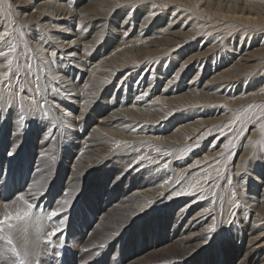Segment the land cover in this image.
I'll use <instances>...</instances> for the list:
<instances>
[{"label": "bare ground", "instance_id": "obj_1", "mask_svg": "<svg viewBox=\"0 0 264 264\" xmlns=\"http://www.w3.org/2000/svg\"><path fill=\"white\" fill-rule=\"evenodd\" d=\"M72 3L14 0L15 7L23 11L20 12L22 20L19 23L28 27L27 30L21 29L29 32L25 50L33 53L45 72H41L38 79L28 86H24L21 75L16 87L0 80V208L6 203L11 204L15 196L30 198L31 193L42 192L44 195L38 196L34 203L38 208L50 211L56 207L58 199H63L64 192L76 189L79 194L75 198L80 197L86 176L95 174L85 192L87 199L75 200L79 205L75 207L78 216L73 219V227L85 228L97 218L89 202L92 199L97 202L104 200L100 189L90 185H98L96 180L108 182L107 178L112 173L111 179L115 184L125 182L128 190L131 186L140 189L132 194L133 202L123 207L122 221L129 220V223L119 224L110 231L98 218L96 240L92 232L83 235L85 229H77L78 232L71 229V216H68L62 232L52 238V253L45 264H64V261L68 264H141L144 260L142 257L135 258L134 253L145 249V245H151L152 253L166 250L167 259L160 264H188L207 249H211V254L219 248H234L235 244H238L236 252L244 251L238 264H264V175H260L264 150L260 152L259 149L261 146L264 149V130L261 128L264 125V0H80ZM153 4L165 7L153 9ZM128 9L134 11L133 16L126 13ZM150 13L154 15L150 16ZM140 14L143 20L133 25V30L130 29L127 35L121 33L119 45L107 57L98 59V64L94 62L96 55L84 57L81 47L88 36L95 39L92 43H98L110 35H104L107 21L122 16L123 25L127 20L134 22ZM161 22L166 25L161 27ZM81 23L87 26L89 33L73 34L70 28ZM120 27L122 29L123 26ZM64 28L70 30L62 31ZM148 34L162 45L146 46ZM198 39H202V48L182 60L183 52L194 48ZM236 39L238 49L231 53ZM120 45L129 49L119 52L116 48ZM147 47L156 49L153 51ZM52 51L57 52V57H51ZM72 51L77 53L74 58L68 55ZM11 57H14L13 53ZM51 59L55 62L46 63ZM5 65V58L0 57V73ZM166 65L169 66L167 72ZM124 70L127 71L120 77ZM98 72L99 80H96ZM192 72L194 75L187 85L182 86L183 79ZM172 73L175 75L171 78ZM176 73L180 76L169 86V80ZM201 73L202 78L207 79L202 81V85L197 80ZM81 74H86L83 81L84 75ZM53 76L61 77V82L53 80ZM100 79H107L109 83L105 85ZM114 80L118 91L102 101L113 92L110 86ZM85 85L88 87L85 88ZM56 87L61 88L59 94L53 90ZM252 88H255L254 93L245 94ZM207 91L213 94L209 95ZM93 92L95 97L91 95ZM139 96L144 98L137 100ZM86 100L91 101L87 108ZM218 103L222 104V109L216 108ZM98 104L102 106L95 109ZM40 105H43L42 109ZM247 109L252 110L253 120L255 116L257 118L256 112L262 113L259 122L249 121V118L238 120L241 111ZM101 111L103 116L95 121L98 127L93 128V116ZM65 112L70 115L65 116ZM168 112H172L173 116L165 118ZM220 113L216 119L207 118ZM186 119H190L189 123L185 122ZM175 121L181 122V125L176 126L171 135L163 137ZM230 122L235 123L236 130L243 126L242 140L239 145L236 141V146L232 141L234 146L221 156L223 151L214 152L215 147L223 140V145H227L237 132L226 134L225 127L230 126ZM100 130L114 137L117 131L121 133L116 134L119 139L106 138ZM214 134L220 137L204 146L208 151L203 159L210 160L208 165L194 172L189 170L190 166L176 170L181 150L195 144L183 157L187 159L203 140ZM200 135L204 138L196 143ZM115 141L127 142L135 147L133 150L117 149ZM141 141H150L173 155L163 156L153 147L141 144ZM239 149L241 154L234 164L231 159L235 150ZM141 156H148L158 163L140 161ZM48 162L56 166L64 163L52 189L40 188L32 174ZM106 162L110 165L104 166ZM166 163L169 164L167 169L163 168ZM67 164H71L74 171ZM116 167L119 171L113 172ZM217 170L222 172V176H217ZM127 172L129 175L124 176ZM207 174L211 175V179L205 182ZM56 176L57 172L54 178ZM117 176L124 177L116 179ZM229 177L233 178L231 185ZM166 180L168 184L161 187ZM196 180L202 182L206 192L169 199L175 191ZM254 184H259L260 189ZM60 191L63 192L55 198ZM213 193L217 195L213 197ZM233 193L236 197L234 203L239 207L233 206ZM189 198L187 203L181 201ZM149 200L154 202L152 206L140 212L141 206ZM53 201L56 202L54 206L51 205ZM82 208L88 218L83 216ZM205 209L211 211L206 212ZM72 212L73 209L71 215ZM63 215L60 213L53 221L58 224ZM145 218L156 220L151 229L144 231V239L139 236L128 241L130 226L141 225ZM213 219L223 223V230H218L219 235L214 234V239L205 244L198 237L206 235L205 229ZM230 220L233 222L227 224ZM160 224L171 228L169 236L159 231ZM113 232L119 234L113 237ZM61 237L64 245L56 248ZM95 240L98 244L105 243L106 247L103 250L98 245L94 247ZM125 246L131 251L122 249ZM225 254L224 250L219 251L220 264L225 263Z\"/></svg>", "mask_w": 264, "mask_h": 264}, {"label": "rangeland", "instance_id": "obj_2", "mask_svg": "<svg viewBox=\"0 0 264 264\" xmlns=\"http://www.w3.org/2000/svg\"><path fill=\"white\" fill-rule=\"evenodd\" d=\"M56 1L59 2V3H63L64 2V4H66V2L68 4H69V2H70V4L72 3L71 2L72 0H69V1L68 0H64V1L63 0H56ZM76 1H80V0H73L72 4H74ZM42 2L43 1H38L37 3H42ZM44 8L45 7H43V9ZM132 11L133 10L128 9V10H126V13L127 14L129 13L128 15L133 16L134 15V13H133L134 11L133 12ZM20 12L23 13V11H19V9L15 7L14 0H0V24H1L0 25L1 26L0 27V29H1L0 30V34H4L5 32L8 33V35L5 36L4 40L0 41V49H2L6 53L9 51V47L11 45H15V49H16L15 52H13L14 57H11L12 53H10V55L8 57V58L12 59V61H13V63H12V71L9 72L7 67L4 66L5 69H3L1 73L8 72V77H7V79H4V81L7 84L9 83L11 86H15V87L18 84L16 82L18 80H20L19 79L20 75L23 76V78H24L23 79L24 80L23 82L25 84L24 86H28V84L31 85L32 82H35L38 79L37 76L38 75L40 76L41 72H43V71L45 72V68L42 67V65L39 62L36 61V57H34L33 53H31V51H29V50H27V51L25 50L28 47L26 35L29 32L28 31H23L25 29L26 30L28 29L27 25L19 23V21L22 20V16H20ZM23 16L26 17L25 14ZM122 19H123L122 16H120V17L118 16L114 20L107 21L106 26H105L106 28H105V31H104V35L105 36L109 35V34L110 35L108 37H106V40H101L98 43H92V42L95 41V39L91 38V36H88L86 38V40L83 41L84 43L82 44V47H81L84 50V57H88L90 55H96L97 59L94 60V62H97V64H98L99 63L98 59L101 60V59L107 57L108 53L111 52V50H113L117 45H119L121 33H124L125 30L127 32L130 29L133 30V25L139 24L140 21L143 20V15L140 14L138 17H136V20L134 22H132L131 20H127L126 23L123 24V25H121ZM2 24L4 25L5 28L3 27ZM159 25L161 27H164L166 25V23L165 22H161ZM120 26H123L122 29H121ZM21 29H23V30H21ZM70 29L73 32V34H75V33L76 34L77 33H80V34L84 33V32H82L80 30V28H78L76 26H73ZM134 30L136 31L137 29L134 27ZM89 31L90 30L88 29V31L85 32V33L88 34ZM111 32H112V34H111ZM50 34H52V33H50ZM104 35L100 34V36H104ZM160 36H162V35H160ZM147 37L149 38V40L146 42V46H148V45H162L161 43L157 44L155 39H154V37H151L150 35L147 36ZM168 38L171 39L172 37H168ZM21 40H23V41H21ZM201 41H202V39H198V41H196V43H194V48H192V49L188 48L187 50H185L183 52V54L181 55V57H183L182 60H185L189 56H191L192 54H195L196 52H198L196 49L202 48L200 46V44H202ZM237 42H238V39H236L235 45L232 46L231 53H235L237 51L236 50V49H238V43ZM22 45H24V46H22ZM136 46L140 47V44H137ZM147 48L150 49V50H153V51L156 49L154 47H147ZM86 49H87V51H86ZM128 49L129 48L127 46H122V45H120L118 48H116V50L119 51V52L127 51ZM202 51H203V49L200 52H202ZM219 52L220 51H218L216 53V55ZM5 61L7 63L6 58H5ZM51 61H53V60L51 59ZM233 62L235 63L236 60H233ZM227 63H229V62H226L225 64H227ZM167 65H168V62H167ZM167 65L165 66V72L168 71V67L169 66H167ZM29 66H31L30 67V71H29ZM17 71L19 72V75L15 74ZM125 71H127V70H124V72H121L119 74L120 77H122L125 74ZM174 71H175V69L173 67L172 72H174ZM140 73H141V70H140V72H137L136 76L139 77ZM144 73H146V71H144ZM77 74H80V72L77 73ZM99 74H100V72H98L97 75L95 76L96 80H99L98 79V75ZM81 75H84V77H82V79H81ZM81 75L79 76V78L81 79V81H83L86 78V74H81ZM173 75H175V73L171 74V78L173 77ZM193 75H194V72H192L189 75H187V77H185L183 79V81H182V86H185V84L189 82L190 78ZM182 77H183V75H181L180 81H181ZM73 78H75V76H73ZM198 78L199 79H197V80H200V82H201L200 84L201 85H202L203 82H205L207 80L206 78H202V73L199 75ZM116 79L119 80V78H116ZM100 80L102 81V79H100ZM180 81H177L178 85H181ZM13 84H16V85H13ZM116 84H117V82L115 80L111 83L110 88H112L113 92H111L110 95L105 96V98L102 99V101L107 99V98H111L113 93L118 91L117 89H119V88L118 87L116 88V86H117ZM254 92H255V88H252V89H249L245 94L254 93ZM207 94L212 95L213 92L212 91H207ZM128 100H129V98H128ZM77 104H81V103H77ZM219 104L220 103H218V105H216V108L222 109V104L221 105H219ZM252 104H253V102L249 103L248 107H250V105H252ZM101 106L102 105L98 104L95 109L100 108ZM251 111L252 110H250V109H247V111H245V112L241 111V115L238 118V120L243 119V118H247L248 119L249 117H250V119H248L249 121L253 120L251 117L254 116V115H251V113H252ZM256 114H258V115L260 114V116L257 115V118L255 116L256 119L254 118L253 121L254 122H259L258 120H260L262 113L261 112H256L255 115ZM220 115H221V113L216 115V116H214V114H211V116L207 117V118L212 119L214 117V119H216ZM102 116H103V112L102 111L97 113V114H95L93 116V121L91 123L93 128H97L98 127V124L95 121H97V119H100V117H102ZM190 119H186L185 122L189 123L188 121ZM179 125H181V122H179V121L172 122L171 126L169 127V130H167V132L163 135V137L171 135L173 133V131L175 130V127L179 126ZM242 125H245V124H242ZM235 126H236L235 123H233V122L231 123L230 122V126L228 124L225 127V129H226V134H228L227 132H229V131H230V133H232L233 131H235V132L237 131L235 133V135H233L232 138H231V141H233L235 146H236V141L238 142L237 144L239 145V143L242 140L241 138H242V135H243V132H242L243 126L240 127L239 130H236ZM221 130H223V129H221ZM100 132L105 134L106 138H117V139H119V137H117L116 134H118V133L120 134L121 133L120 131H117L116 134H115V137H114L113 135L105 132V130H100ZM238 132L240 133L239 136H237ZM216 138H217V134H214L211 137L208 136L205 140H203L199 144V146H197V148L195 149L196 152L194 154H189V158H187V159H183V157L180 158L179 159L180 163H177L175 165L176 170L180 171V168L187 169L188 166H190L189 170L191 169V172H194L196 170L197 171L202 170L203 166L208 165L210 163V160L203 159V156L206 155V153L208 151L207 149H204V146L205 145L207 146L208 144H211V142L213 140H215ZM238 139L240 141H238ZM223 142H224V140L222 142H219V145H218V147H215L214 152L223 151V155L225 156L227 154V152L230 150L231 145L226 150L225 149V145H223ZM227 145H229V143ZM240 149L239 150H235L234 156L231 159L232 160L231 162H234V164H236L237 159L239 158V156L241 154V150ZM259 149H260V152H261V150L262 151L264 150L263 146L259 147ZM197 161L200 162L199 165H197ZM106 165L109 166L110 163L106 162V164L104 166H106ZM67 166L72 168V171H74V167H72L71 164H67ZM261 166L264 168V164L261 165ZM63 167H64V163H60V164H58L56 166V164H52L51 162H48L40 171H36L34 173L31 172V173L33 174V178H34L35 182H37V184L39 185L40 188L48 187L49 189H52V188H54V186L56 184V181H57V179L59 177V174H60V172H61ZM263 168H262V173H260V175L261 174L264 175V169ZM32 171H33V169H32ZM117 171H119V167H116V168L113 169V172H117ZM56 172H57V176L54 178V174ZM20 173H21V170H20ZM94 175L95 174H92L90 176H86L84 185H83V187H82V189L80 191L81 192V194L79 195L80 197H77L75 199L73 198L74 201H73V203L71 205H69V210L66 213H62L64 215L61 218H64L65 216H67V217L71 216L70 223L71 224L73 223L74 217L78 216V213L75 212V207H77L79 205V202L75 203V200L76 201H80V200L83 201V200L87 199L86 195H85V192H86L87 188L89 187V184H90L91 180L95 178ZM111 175H112V173L107 178L108 182H106V183L99 182L98 180H96L98 185H96V184H91L90 185L94 189L95 188H99L100 191L104 195V200L102 202H97V201H94L93 199L89 202V204L92 206V208L95 210V212L97 214L96 221L94 223L90 222L89 226L87 225L85 228H74L73 224H72V226H70L71 229L75 230L76 232H78L77 229H80V230L85 229L84 230L85 234L82 233L83 235H86V234H89V232H92L93 236L96 238V236L99 234V231H98L99 230V225L97 224L98 218H101V220L103 221V225H105V227H108L110 229V231H112L113 229H116L119 224H123V223L127 224V223H129L128 222L129 220H126L125 222L122 221V219H124V217H123V213H124L123 207L125 205H128V204L133 202L134 198H133L132 194L134 192L140 190V189H138V187L135 188V187L131 186V189L128 190V185L125 182H119V183L115 184L112 181V179H111ZM126 175H129V172H127L124 176H126ZM118 176L116 177V179H120L121 177H124V176H121V177H118ZM64 182H65V180H64ZM254 186H256L257 188L260 189V187H259L260 185L259 184H258V186H257V184H254ZM62 192L63 191H60L59 193H57L55 195V198H57L58 195L60 193H62ZM14 194L15 193H13V195ZM15 198H16V196L13 197L12 199L16 200ZM190 199L191 198L185 199V200H181V201L187 203ZM55 203L56 202L53 201V202H51V205L54 206ZM161 203H163V202H161ZM72 209H73V212H72V215H71ZM84 209H87V208L84 207ZM84 209L82 208V214H83L84 217L88 218V216L85 214L86 211ZM172 218H174V215L172 216ZM155 220H156L155 218H145V219H143L141 225L135 224L132 227L130 226V236H129L128 241L132 240V239L135 240L139 236H141L144 239V237H143L144 231L147 232L149 229H151V227H152L151 224ZM170 230H171V228L167 229L166 227L161 226V224L159 226V231H163L164 235L166 234V235L169 236L170 235ZM96 240H97V238H96ZM96 240H95L96 244H94V245L97 246L99 244L96 242ZM133 245H135V243ZM214 245H216V244H214ZM237 245L238 244H235L234 248H232V247L219 248V249H217V251H214L211 254H209L211 252V249H207V250L203 251L198 256V258H193L192 260L188 261V264H207V263H212L214 261L216 263L220 264L219 263V251L220 250H224L225 253H226L225 254V263L224 264H238V262L240 261L239 259L242 258L244 251L243 250H239L238 252H236L235 249H237V247H238ZM144 248L145 249L138 250L137 252L134 253V257L135 258L142 257V259L144 260V261L141 262V264H160V263H162L163 261H165L167 259V255H166V250L165 249L158 250L155 253H152V252H150L151 245H149V246L145 245ZM122 249H124L126 252H130L131 251V249H126V246H125V248H122ZM235 253H237V254H235ZM128 255L129 256H133L131 254H128ZM108 260H110V257L108 258ZM242 264H245V263H242Z\"/></svg>", "mask_w": 264, "mask_h": 264}, {"label": "snow or ice", "instance_id": "obj_3", "mask_svg": "<svg viewBox=\"0 0 264 264\" xmlns=\"http://www.w3.org/2000/svg\"><path fill=\"white\" fill-rule=\"evenodd\" d=\"M153 9H155L156 7H165L164 5H156V4H153ZM151 15H154V13H150V16ZM78 28H80L81 31L83 32H87L88 29H87V26L84 25L83 23L77 25ZM70 29L68 28H64L62 29V31H69ZM165 31H167V29H165ZM127 31L125 30V35H127ZM8 35L7 32H5L4 34H0V41H3L4 40V37ZM52 37H49V39H51ZM72 44L75 45L76 44V41L73 40L72 41ZM15 45H11L9 47V51L6 53L4 51H0V57H5L6 60H7V63L5 65V67H7L8 71H12V59L8 58L10 53H13L15 52ZM87 51V49H86ZM51 57L52 58H55L57 57V52L56 51H52L50 53ZM68 55H70L71 57H76L77 53L76 51H72L70 53H68ZM55 60L53 59V61H50V62H46V63H54ZM79 66V65H77ZM30 67L29 66V71H30ZM16 75H19V72L17 71L15 73ZM180 76V73H176V76L169 80V86H172L175 82H176V79ZM8 77V72H3V73H0V80H4ZM53 80L57 81V82H61V77L59 76H53L52 77ZM63 83H67V81H63ZM103 84H108L109 83V80L105 79L102 81ZM88 86L85 85V88H87ZM57 94H59V92L61 91V88L60 87H56L53 89ZM64 91L70 96L71 95V92L68 91L67 89H64ZM93 97L96 96V93L93 92L91 94ZM144 95H147V93H145ZM144 97L143 96H139L137 97V100H142ZM85 107L87 108V105L91 103L90 100H86L85 102ZM40 108L42 109L43 108V105H40ZM45 115H47L45 113ZM65 116H68L70 115L69 113L65 112L64 113ZM173 116V113L172 112H168L167 113V117H171ZM21 121H23V117L20 118ZM76 119H79V117H77ZM250 119V117H249ZM67 128V125L65 126ZM261 128L262 130H264V125H261ZM210 131V129H209ZM239 132L237 133V136H239ZM204 137L203 135H200L198 138H197V141L196 143L199 142V140H202ZM141 144H147L149 147H153L155 149V151L157 153H160L161 155L163 156H171L173 155V153L171 151H162L161 147L159 145H153L151 144L150 141H141L140 142ZM234 146V144L232 143V141L229 142V145H225V149L227 150L229 148V146ZM115 147L117 149H120V148H123L124 150H133L134 149V145L132 144H129L127 142H123V141H115ZM192 147H195V144L193 145H189V146H186L183 150L180 151V157L178 158H182L184 156H187L188 153L190 152L191 148ZM9 156L12 155V152L9 151L8 153ZM221 156H223V153H221ZM144 160H147L149 162V164H157L158 162L148 156H141L140 157V161H144ZM53 163H55V158L53 159ZM199 161H197V165H199ZM195 166V165H194ZM169 167V164H164L163 165V168L167 169ZM245 175H246V169H245ZM217 176L220 177L222 176V172L220 170H217ZM211 179V175L210 174H207L204 176V181H208ZM232 181H233V178L229 177L228 178V182L229 184L231 185L232 184ZM237 184L240 183L239 180L236 181ZM168 184V181L166 180L164 182V184L161 185V187H164L165 185ZM241 187H243V185H241ZM207 190L202 186V182L200 180H196L195 183H189L186 187H183V188H180L179 191H175L173 193V195H170L169 196V199H172L173 196H181V195H191L193 192H197V193H204L206 192ZM79 194V191H77L76 189H73L71 191H67V192H64L62 193V196H63V199H58L57 201V204H56V207L49 212V215H50V218L53 220L54 217H57L60 213H66L68 210H69V205H71L75 199V197ZM44 195V193L42 192H37V193H31L30 194V198H26L25 195H19L16 200H14L11 204H4L3 205V209H4V214L3 215H0V239H3V229H4V226L5 225H8V226H11L12 223L14 222H17V221H20L22 219H25L26 217H28L30 214H31V211L33 209V207H38V205L36 203H34V201L37 199V197H42ZM161 195H163V193H161ZM217 194L216 193H213V197H215ZM74 198V199H73ZM201 198H204L203 196H201ZM235 193H233V206L234 207H239L238 204H235L234 203V200H235ZM154 202L149 200L147 201L145 204H143L141 206V209H140V212L148 209L149 207L152 206ZM22 205V206H21ZM206 212H210L211 209H205ZM231 214V213H230ZM67 222V216H65L64 218H61L59 219V223L56 224L55 222V225L56 227L54 228L53 231H51L49 233V242L52 243V238L56 235V233H59V232H62V230L64 229L65 227V224ZM129 222V221H128ZM233 221H227L226 223L227 224H231ZM127 225V224H126ZM125 225V226H126ZM218 230H223V223L217 219H213V222L212 224L207 228L205 229V233L206 235H201L200 237H198L199 239L203 240L205 244H207L209 242L210 239H214V234L215 235H219V231ZM119 233H116V232H113L112 233V236L115 237L117 236ZM64 245V241H63V238L61 237L60 240H59V244L56 245V248H61L62 246ZM94 247H97V246H94ZM99 249L103 250L105 247H106V244L105 243H100L98 245ZM99 254V252L97 253V255ZM64 264H68L67 261H64Z\"/></svg>", "mask_w": 264, "mask_h": 264}, {"label": "clouds", "instance_id": "obj_4", "mask_svg": "<svg viewBox=\"0 0 264 264\" xmlns=\"http://www.w3.org/2000/svg\"><path fill=\"white\" fill-rule=\"evenodd\" d=\"M55 227L49 212L35 206L25 219L5 225L4 238L0 239V264H45L53 247L49 233Z\"/></svg>", "mask_w": 264, "mask_h": 264}]
</instances>
